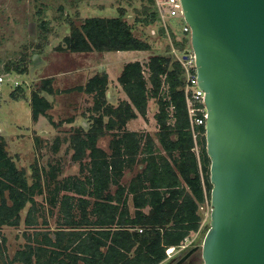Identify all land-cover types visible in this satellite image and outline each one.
Masks as SVG:
<instances>
[{
    "label": "trees",
    "instance_id": "1",
    "mask_svg": "<svg viewBox=\"0 0 264 264\" xmlns=\"http://www.w3.org/2000/svg\"><path fill=\"white\" fill-rule=\"evenodd\" d=\"M141 1L144 18L136 21L158 25L156 1ZM43 15L39 8L41 35L35 54L44 51L52 31ZM69 25L70 33L57 52L152 49L135 34L124 10L117 17H88L78 23L70 20ZM184 35L183 44L172 32L170 38L176 49L190 52V33ZM27 50L19 63L6 64L0 75L28 77L32 58ZM183 73L172 53L153 54L146 63L129 62L117 83L126 98L117 100L112 93L109 97L118 87L106 72L64 90L52 74L38 79L29 99L32 120L45 118L60 133L53 140L35 134V147L57 155L66 144V154L78 164L79 173L62 178L64 165L56 158L47 166L37 159L20 166L0 133V264H160L168 248H179L192 234L208 231L209 226L202 228L200 208L211 202V160L205 126L195 129L196 150ZM15 91L25 93L22 85ZM75 93L90 96L92 105L80 116L56 120L51 113L55 97ZM150 100L158 107L157 133L129 130L130 121L148 117ZM68 105L75 113L77 107ZM127 172L133 174L129 181ZM8 228L18 230L23 241L12 257L4 233Z\"/></svg>",
    "mask_w": 264,
    "mask_h": 264
},
{
    "label": "water",
    "instance_id": "2",
    "mask_svg": "<svg viewBox=\"0 0 264 264\" xmlns=\"http://www.w3.org/2000/svg\"><path fill=\"white\" fill-rule=\"evenodd\" d=\"M211 160L204 264H264V0H181Z\"/></svg>",
    "mask_w": 264,
    "mask_h": 264
},
{
    "label": "rangeland",
    "instance_id": "3",
    "mask_svg": "<svg viewBox=\"0 0 264 264\" xmlns=\"http://www.w3.org/2000/svg\"><path fill=\"white\" fill-rule=\"evenodd\" d=\"M142 7L141 0H0V74H4L6 64L16 61L19 63L26 49H28V56L32 58L28 77L19 74L11 75L22 82L25 93L17 92L15 91L17 88L7 85L3 94L0 95V133L6 138L9 150L20 166L28 167L36 159L41 166H47L50 160L56 158L60 159L64 165L62 178L79 173L78 164H72L70 155L66 154V144L57 155L45 147L41 148V151L35 147V134H42L44 139L53 140L60 133L45 118H41L38 123L32 120L29 99L40 77L48 73L52 74L57 78L60 89L64 90L85 83L97 73L106 72L111 84L118 87V77L125 64L140 60L146 63L153 54L173 53V49L167 52L169 43L172 44V37L161 33L162 22L158 25L144 26L142 22L136 21L144 18ZM39 8L43 9V17L50 23L52 31L49 33L48 44L44 51L35 54L41 35L37 16ZM120 10L125 11L127 20L134 25L135 34L152 45L150 51L95 52L93 54L57 52V47L70 33V20L78 23L88 17L113 18L119 16ZM183 26L182 18L169 21L171 32L176 36V41L181 44L185 36ZM183 48H178V51L184 53ZM112 89L111 92L118 93L114 87ZM14 93L16 97L13 96ZM74 95L55 97V105L51 113L56 120L73 114L80 116L87 107L92 105L90 96L77 93ZM117 96L120 97L119 94ZM68 104H71L73 108L77 107L75 113L73 109L72 111L69 109ZM157 109L156 101L150 100L148 117L139 116L131 122L129 129L147 131L154 136L158 131L155 119ZM83 122L79 119V123ZM61 132L67 133L66 130ZM132 176V173L127 172L125 181H129ZM42 200L41 197L38 198V201ZM201 212L204 224L206 227L210 226V204ZM4 233L8 238V254L12 257L23 241L17 237L18 230L8 228ZM205 235L206 232L202 229L192 234L190 239L193 240V244H200L204 241Z\"/></svg>",
    "mask_w": 264,
    "mask_h": 264
},
{
    "label": "built area",
    "instance_id": "4",
    "mask_svg": "<svg viewBox=\"0 0 264 264\" xmlns=\"http://www.w3.org/2000/svg\"><path fill=\"white\" fill-rule=\"evenodd\" d=\"M156 9L160 17V21L163 23V27L166 33L171 37V29L169 27V21L175 18H182L184 22V12L181 4V0H155ZM183 33H191L190 26L184 22ZM172 45V54L181 63L183 67L184 75V91L186 95V101L188 105L189 117L191 122V128L193 131V136L196 143V150L199 151L197 145L196 127L205 126L207 121V109L205 105V92L200 89L198 81V72L196 57L193 51L181 53ZM7 85H11L14 88H18L22 85V82L11 76L0 75V95L3 94ZM209 206L208 203L201 206V211H204ZM204 221L202 223V228L204 226ZM142 231V229H140ZM200 232V231H199ZM193 244V240L190 237L185 239V242L179 247L180 249L187 248ZM176 247H170L167 249L166 253L168 257L172 255Z\"/></svg>",
    "mask_w": 264,
    "mask_h": 264
},
{
    "label": "flooded vegetation",
    "instance_id": "5",
    "mask_svg": "<svg viewBox=\"0 0 264 264\" xmlns=\"http://www.w3.org/2000/svg\"><path fill=\"white\" fill-rule=\"evenodd\" d=\"M202 243L193 244L187 248H176L170 257L160 264H204L202 257Z\"/></svg>",
    "mask_w": 264,
    "mask_h": 264
},
{
    "label": "crops",
    "instance_id": "6",
    "mask_svg": "<svg viewBox=\"0 0 264 264\" xmlns=\"http://www.w3.org/2000/svg\"><path fill=\"white\" fill-rule=\"evenodd\" d=\"M140 62H142V61L140 60ZM111 93L113 94V99H117V98H118L117 94H119L121 98H126V95L121 91V88H120V87H118V93H117V94H115V93H113V92H110V93H109V97H111ZM120 97H119V98H120ZM135 120H136V119H135ZM135 120H132V121H135ZM132 121H130V122L128 123V129H129V126H130V124H131ZM129 130H130V129H129ZM131 131H136V130H131Z\"/></svg>",
    "mask_w": 264,
    "mask_h": 264
}]
</instances>
